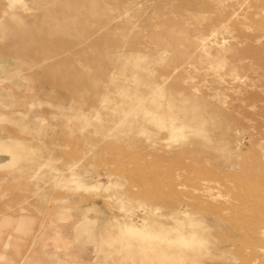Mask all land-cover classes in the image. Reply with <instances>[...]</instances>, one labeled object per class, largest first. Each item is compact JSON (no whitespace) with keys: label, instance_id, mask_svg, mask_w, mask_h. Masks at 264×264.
<instances>
[{"label":"rangeland","instance_id":"rangeland-1","mask_svg":"<svg viewBox=\"0 0 264 264\" xmlns=\"http://www.w3.org/2000/svg\"><path fill=\"white\" fill-rule=\"evenodd\" d=\"M23 2L0 0V264H264V0H98L64 35Z\"/></svg>","mask_w":264,"mask_h":264},{"label":"bare ground","instance_id":"bare-ground-1","mask_svg":"<svg viewBox=\"0 0 264 264\" xmlns=\"http://www.w3.org/2000/svg\"><path fill=\"white\" fill-rule=\"evenodd\" d=\"M77 1H79V2H81V3H76ZM98 0H90V2H91V4L90 5H88V4H86V2H85V0H24V2H23V5H25L24 3L25 2H29V4L31 5V6H33L34 7V9H35V12L33 13V15H31V16H25V18L27 19V21H29V22H32L31 20H30V18H38V16L40 17V15H47L48 16V18L45 20L46 22H48V24H57V23H59L60 24V22L62 23L63 21L62 20H66L67 22L65 23V25H64V23H63V25H61V30L63 31V35H64V31H68V29H69V26H72L73 24H78L80 21H77L76 22V20H75V17H76V15H80V20H82L86 15L87 16H99V14L97 13V12H94V10L96 9V7H95V5H94V3L95 2H97ZM101 1H103V0H101ZM105 1H107V0H105ZM11 2H12V4H17V3H19V2H21V0H11ZM65 6H71L72 8H73V10L72 11H66L63 7H65ZM87 10V11H86ZM27 12V11H26ZM87 12H88V14H87ZM31 13H32V11H31ZM84 13H86V15L84 16ZM30 14V13H29ZM45 19V18H44ZM8 20H9V24L8 25H3V28H2V35H7V34H12V35H17L19 32H20V28L19 27H15V19L13 18V17H9L8 18ZM33 20H35V19H33ZM36 21V20H35ZM83 21V20H82ZM38 23H39V20H38ZM87 24H89V22L87 23ZM46 25V24H45ZM53 26V27H56V26ZM79 25V24H78ZM47 26H49V25H47ZM46 26V27H47ZM58 26V25H57ZM81 26H82V24H81ZM80 26V27H81ZM89 26L90 27H85L86 28V30L85 31H83V32H85V33H83V36H84V38H83V41L81 42V43H84L85 41H87V38L89 39V40H92V42L93 43H95V40L92 38V36L97 32V30L94 28H92L91 27V23L89 24ZM96 26V25H95ZM78 27V26H77ZM74 28V27H73ZM52 29H54V28H52ZM51 29V30H52ZM77 29V28H76ZM75 29V30H76ZM83 29V28H82ZM81 28H80V30H82ZM71 30V29H70ZM69 30V31H70ZM74 30V31H75ZM48 32H49V34H51L50 33V30H48ZM70 32H72V30L70 31ZM46 33V32H45ZM53 33H55L54 32V30H53ZM68 33V32H67ZM61 34V33H60ZM59 34V35H60ZM69 34V33H68ZM78 34V33H77ZM81 34V33H80ZM79 35V34H78ZM62 36V35H61ZM60 36V37H61ZM76 36V35H75ZM49 37V36H48ZM63 37V36H62ZM77 37V36H76ZM87 37V38H86ZM69 38V37H68ZM67 38V39H68ZM72 38V37H71ZM66 39V40H67ZM195 40H197V39H195ZM60 44L61 43H59V46H60ZM218 45V43H216L215 41H211V40H207V39H204V38H200L199 37V42L196 44V46H195V48H194V53H195V55H197L195 58H196V60H197V62L200 64V66L201 65H205V66H207V68H209L210 70H212L215 74H216V76L217 77H220L221 75H222V73L223 74H226V75H229V76H231V77H234V76H237L238 74L236 73L237 71H236V69L234 68V69H231L230 67H228V65H227V63H226V60L224 59V56H223V51L225 50V48H223V46H217ZM44 47V46H43ZM64 47V46H63ZM72 48V47H71ZM212 48H215V49H218V50H220L221 52H216V53H211V55H209V53H210V51H212ZM49 49V48H48ZM61 49H63V48H61ZM223 49V50H222ZM76 50V49H75ZM42 55H43V58L44 57H46L50 52L52 53L53 52V49L52 50H47V49H43L42 51ZM186 55V54H185ZM184 55V56H185ZM183 56V57H184ZM209 56V57H208ZM209 58H212V59H214V60H219L220 61V63H218V64H215V63H213V62H210V61H208V59ZM109 59V55H108V57H107V60ZM118 76V75H117ZM117 76L115 77V78H117ZM228 76V77H229ZM116 81V80H115ZM166 81V80H165ZM137 83V82H136ZM152 85V84H151ZM151 85H150V87H151ZM148 86V85H147ZM154 89V88H153ZM152 89V90H153ZM123 90V89H122ZM124 92V91H123ZM135 92V91H134ZM133 92V93H134ZM149 92V91H148ZM152 92V91H151ZM155 92V91H154ZM120 93V92H119ZM137 93V92H136ZM128 94V93H127ZM154 94H156V93H154ZM125 95V94H124ZM129 95V94H128ZM153 95V92H152V94H151V96ZM159 95V94H158ZM161 95V94H160ZM159 95V96H160ZM104 96V95H103ZM102 96V97H103ZM142 97V96H141ZM140 97V98H141ZM150 97V96H149ZM139 98V97H138ZM137 98V99H138ZM108 98H106V100H107ZM126 99V98H125ZM105 100V101H106ZM139 100V99H138ZM104 101V100H103ZM105 101L103 102V103H105ZM131 101V100H130ZM135 101V100H134ZM147 101H148V99H147ZM166 101V100H165ZM129 102V101H128ZM141 102V101H140ZM130 103V102H129ZM129 103H128V106H129ZM145 103V102H144ZM134 104H136V102H134ZM142 104V103H141ZM163 104V102L162 103H158L157 104V107L158 108H160L161 107V105ZM133 105V104H132ZM137 105V104H136ZM166 106H164V107H166V108H168V109H170V110H173V109H175V110H179V113L180 114H176V113H173V111H172V113H171V111H170V114L167 116V114H166V116L169 118V120H170V124L168 125V127H167V129L169 130V131H171L170 132V135H172V136H177L176 137V139H178L179 137H184V136H180V135H184L185 134V130L187 129V130H191V129H193L195 126V124L198 122L197 121V119L199 118V116H200V114H201V112H200V114H199V116H198V113H199V108L200 107H198V106H196V105H193L192 103H188V101L186 102V103H183L182 105L183 106H180V107H177V106H175L174 104L172 105L171 103H169V102H167L166 104H165ZM120 106V105H119ZM135 106V105H134ZM143 107L142 105H140L139 104V107ZM131 107V106H130ZM129 107V108H130ZM141 107L139 108V109H141ZM163 107V108H164ZM118 108V107H117ZM137 108V107H136ZM136 108H134V109H132V107H131V109L132 110H134L135 111V114H137L136 113V111H138V110H136ZM114 110V109H113ZM147 110V109H146ZM159 110V109H158ZM131 110H129V112H130ZM134 111H131V112H134ZM163 111V110H162ZM123 112V111H122ZM130 112V113H131ZM150 112V111H149ZM155 112V111H154ZM165 112V111H164ZM123 113H126V112H123ZM167 113V112H166ZM132 114V113H131ZM134 114V113H133ZM147 114V113H146ZM150 114H151V112H150ZM156 114V113H155ZM125 115V114H124ZM163 115V114H162ZM203 115V114H202ZM134 116V115H133ZM140 116V118H141V115H139ZM143 116V115H142ZM159 117V116H158ZM161 117V116H160ZM163 117V116H162ZM139 118V119H140ZM146 118V117H145ZM165 118V117H164ZM161 119V118H160ZM177 120H182L183 122H181V124H177L178 122H176L175 123V121H177ZM162 121V120H161ZM218 123H220V122H218ZM221 125V124H220ZM201 126H202V124H201ZM201 126H197V128L198 127H201ZM163 128H165V127H163ZM199 129V128H198ZM201 129V128H200ZM197 132V131H196ZM198 132H200L201 134H203L204 135V133H203V130H198ZM197 132V133H198ZM186 135V134H185ZM179 136V137H178ZM182 139V138H181ZM132 230V229H131ZM132 233H134V232H132ZM135 233H136V231H135ZM194 236V235H193ZM205 241V239H200V241H197L196 239H195V237H193V239H192V241L190 242L191 244H194L196 247H197V249H199V247H202L203 245H204V242ZM184 245H189V243H184Z\"/></svg>","mask_w":264,"mask_h":264},{"label":"crops","instance_id":"crops-1","mask_svg":"<svg viewBox=\"0 0 264 264\" xmlns=\"http://www.w3.org/2000/svg\"><path fill=\"white\" fill-rule=\"evenodd\" d=\"M0 103H2V102H0ZM19 221H20V226H22V224H27L29 222V220H27L26 218H21V217L19 218ZM81 224H83L84 227L88 226V224L86 222H83Z\"/></svg>","mask_w":264,"mask_h":264}]
</instances>
